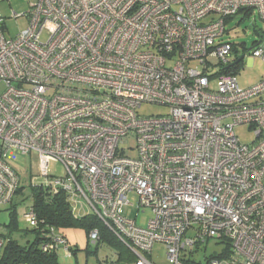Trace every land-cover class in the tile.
I'll return each instance as SVG.
<instances>
[{
  "label": "built area",
  "instance_id": "2783aa9c",
  "mask_svg": "<svg viewBox=\"0 0 264 264\" xmlns=\"http://www.w3.org/2000/svg\"><path fill=\"white\" fill-rule=\"evenodd\" d=\"M245 8L264 19V0H32L27 27L10 38L0 13V205L22 185L13 163L33 154L31 185L64 191L74 214L97 216L133 264H155L156 242L171 264H264V78L241 88L232 70L247 54L264 62V36L248 53L223 39ZM145 104L167 112L142 115ZM240 125L253 141L239 138ZM130 138L135 158L121 148ZM51 161L64 175L49 173ZM35 211L22 212L30 228L45 223ZM46 228L40 249L72 256L68 239ZM211 240L229 241L230 256L193 259ZM115 256L100 264H123Z\"/></svg>",
  "mask_w": 264,
  "mask_h": 264
},
{
  "label": "rangeland",
  "instance_id": "374dc122",
  "mask_svg": "<svg viewBox=\"0 0 264 264\" xmlns=\"http://www.w3.org/2000/svg\"><path fill=\"white\" fill-rule=\"evenodd\" d=\"M30 3L32 0H0V13L5 18L4 24V32L5 35L10 38L16 36L21 30L28 25L27 15H24L30 9ZM17 14L18 16H16ZM210 18H207L203 21H209ZM226 33L223 36L224 40L230 41L238 46L241 52H244V48H246V52L251 51L254 43L260 40L262 36H264V19H262L258 13V10L255 8L253 12L247 13V11H240L239 14L234 16L231 20H228L226 23ZM250 56V54H247ZM244 56L245 58L242 60L241 68L237 72L238 82L241 88H248L260 82L264 78V62L260 58H249ZM209 61L212 63H217L216 58L208 57ZM194 65H198L199 68H202V65L199 63H194ZM218 68L210 69L211 73H216ZM215 80L211 83L215 85ZM5 89L4 83H0V92ZM140 114L142 115H157V114H165L167 109L165 106L156 104H145L139 109ZM235 131H237L239 138L246 143L253 141L254 130L249 128L247 125L237 126ZM134 146H136V140L134 138L128 139L126 143L122 144L121 148L127 149V155L131 157H136L137 152L134 150ZM133 148V150H130ZM36 156L35 155H20L18 160L13 163L15 167L18 168L19 172L22 176V186L23 192L21 194H17L12 200V203L1 204L0 205V230L4 229L5 225L8 224L11 220V212L16 213L17 222L19 223V228L21 231L15 232V238L20 239V242L26 243L31 241L34 235L30 232L28 235L23 234L24 230H28L29 225H27V221L23 217V213L27 208L33 203V198L31 194V181L30 179L35 175L37 171V165L35 163ZM49 173L51 175H64V169L62 164L58 162H50ZM49 174V175H50ZM39 178L37 181L43 179V177L36 175ZM130 201L134 204L137 203L138 196L135 193H130L129 195ZM125 212L128 213L129 217L136 218L137 210L130 206L128 209H125ZM85 211H82L81 214H84ZM152 213L149 208L145 209V212H140L139 217L137 218V222L140 225H146L145 219L151 218ZM64 235L67 236L69 241V245L77 246L78 251L76 255L69 256L64 248H60L58 250L59 256V264H100V260L103 257L111 256L114 254L115 250L109 246L108 244H102L97 252H95L96 246L95 244H88L89 236L87 235V231L83 227H71L67 229L61 230ZM5 234L8 233L7 230H2ZM1 232V233H2ZM3 234V233H2ZM189 235H193L192 233ZM154 246L151 252V260L155 264H171L167 254V249L165 244L161 242L153 243ZM89 245L88 249L87 246ZM226 244L211 240L208 242L206 249H202L198 251L193 259L197 261H206L204 258L205 255L208 257L213 256L214 254H222L225 251ZM89 250V251H88Z\"/></svg>",
  "mask_w": 264,
  "mask_h": 264
},
{
  "label": "trees",
  "instance_id": "16d2710c",
  "mask_svg": "<svg viewBox=\"0 0 264 264\" xmlns=\"http://www.w3.org/2000/svg\"><path fill=\"white\" fill-rule=\"evenodd\" d=\"M243 11H247V13L253 12V8H245ZM241 10V11H242ZM234 45L235 50H239L238 46ZM255 43L251 49H253ZM246 48H244L245 50ZM241 67V65L238 64ZM240 67L232 68L233 72L237 73ZM31 194H32V205L35 208V212H37L40 220H43L45 223L40 224V228H28V230H24L23 234H29L30 232L34 235L31 241L26 243L20 242V239L15 238V232L21 231L19 228V223L17 222L16 213L11 212V220L8 224L5 225L4 230H7L8 233L2 232L3 238H5L4 249L2 250L0 256V264H13L15 262H22L24 264H59V256L58 250L54 251H43L40 249V244L44 238L40 231L41 228H46V225L53 226L56 228V231L62 236H65L61 231L62 229H67L71 227H83L86 229L87 234H89L90 230L93 228H99L100 230V239L98 240L95 249V252L98 251L102 244H108L111 246L116 253L117 256L115 258L119 259L123 264H129L135 260L133 254L126 248V246L119 240L113 231H111L103 222H100V219L94 214H83L76 215L71 211V207L69 204V200L67 199V194L64 191L53 192L49 190L47 187H43L42 185H31ZM17 194H21L23 192V186L17 188ZM14 196V197H15ZM14 200V198H13ZM13 201L11 200L10 203ZM45 230V231H46ZM226 244L225 251L222 254H214L211 257L205 255L204 258L212 259V258H224L230 256L229 252L231 251V243L227 240H216ZM88 244L90 245L89 241ZM87 246V249L89 247ZM72 254L76 255L78 248L77 246H71ZM202 249H206V246ZM89 251V250H88ZM108 256V255H107ZM106 256V257H107ZM105 257H103L104 259ZM101 259V260H103ZM100 260V261H101Z\"/></svg>",
  "mask_w": 264,
  "mask_h": 264
},
{
  "label": "crops",
  "instance_id": "0c3cea01",
  "mask_svg": "<svg viewBox=\"0 0 264 264\" xmlns=\"http://www.w3.org/2000/svg\"><path fill=\"white\" fill-rule=\"evenodd\" d=\"M79 216V215H78ZM129 264H133L132 262L131 263H129Z\"/></svg>",
  "mask_w": 264,
  "mask_h": 264
},
{
  "label": "water",
  "instance_id": "95a60500",
  "mask_svg": "<svg viewBox=\"0 0 264 264\" xmlns=\"http://www.w3.org/2000/svg\"><path fill=\"white\" fill-rule=\"evenodd\" d=\"M241 59L243 58V56L240 57Z\"/></svg>",
  "mask_w": 264,
  "mask_h": 264
}]
</instances>
